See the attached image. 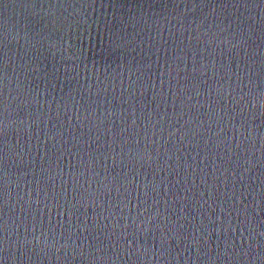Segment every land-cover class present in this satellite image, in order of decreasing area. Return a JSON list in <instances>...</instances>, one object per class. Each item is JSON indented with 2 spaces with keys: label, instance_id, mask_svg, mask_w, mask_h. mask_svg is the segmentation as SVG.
Returning <instances> with one entry per match:
<instances>
[{
  "label": "water",
  "instance_id": "water-1",
  "mask_svg": "<svg viewBox=\"0 0 264 264\" xmlns=\"http://www.w3.org/2000/svg\"><path fill=\"white\" fill-rule=\"evenodd\" d=\"M0 264H264V0H0Z\"/></svg>",
  "mask_w": 264,
  "mask_h": 264
}]
</instances>
